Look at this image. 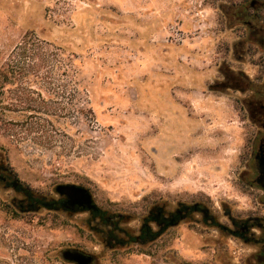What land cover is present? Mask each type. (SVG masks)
<instances>
[{"label":"rangeland","instance_id":"1","mask_svg":"<svg viewBox=\"0 0 264 264\" xmlns=\"http://www.w3.org/2000/svg\"><path fill=\"white\" fill-rule=\"evenodd\" d=\"M240 2L0 0V161L50 205L60 184L89 189L133 234L162 203H227L264 219L262 192L238 180L245 97L225 86L229 73L264 90V46ZM249 20L264 28V9ZM14 197L0 186V264H70L65 249L94 264H226L202 228L114 248L89 213H19ZM239 248L235 262L255 252Z\"/></svg>","mask_w":264,"mask_h":264},{"label":"flooded vegetation","instance_id":"2","mask_svg":"<svg viewBox=\"0 0 264 264\" xmlns=\"http://www.w3.org/2000/svg\"><path fill=\"white\" fill-rule=\"evenodd\" d=\"M238 7V17L247 26L250 40L260 41L264 46V28L249 20L258 18L260 11L264 9V0H241ZM244 52L246 54L247 51ZM225 76V86L238 90L245 97L243 108L250 126L248 136L243 138V150L247 151L249 159L238 180L251 189L262 192L264 198V173L260 169L261 162L264 161V90L252 87L254 80L247 77L244 78L247 85H241L233 82L229 73ZM0 186L14 191L12 207L19 213H38L45 208L39 205L33 209L22 206L21 202L27 196L21 193L15 172L6 168L4 160L0 161ZM49 207L52 211L87 212L93 219L101 212L98 207L95 210H83L79 206H71L65 203V197ZM183 225L190 229L202 228L214 255L224 256L226 264H264V219L256 216L241 217L227 203L215 205L179 202L174 208L166 203L154 205L144 217L138 233H124L127 239L122 238L116 226L113 227V237H110L113 244L110 246L130 247L135 243L140 247H148L165 238L173 239L175 232ZM243 245L253 246L255 252L246 259L240 257L235 262L233 257L239 255V246Z\"/></svg>","mask_w":264,"mask_h":264},{"label":"water","instance_id":"3","mask_svg":"<svg viewBox=\"0 0 264 264\" xmlns=\"http://www.w3.org/2000/svg\"><path fill=\"white\" fill-rule=\"evenodd\" d=\"M261 173H264V161L261 162ZM55 192L60 197H65V203L71 206H79L83 210L97 209L93 196L89 189L72 184H60ZM61 258L70 264H94L95 257L78 249H65L60 253Z\"/></svg>","mask_w":264,"mask_h":264},{"label":"trees","instance_id":"4","mask_svg":"<svg viewBox=\"0 0 264 264\" xmlns=\"http://www.w3.org/2000/svg\"><path fill=\"white\" fill-rule=\"evenodd\" d=\"M6 168L13 171L12 166L8 163L6 165ZM16 176V182L19 185L20 191L25 197L27 196V199L22 200L21 204L22 206H28L29 209H33L37 207L38 205L41 207H49L50 204L46 203L45 200L46 198L42 196L41 194L37 193L34 188H32L29 184L25 183L21 179L17 178V173H15ZM105 214H107L105 211L100 212L99 215H96V217L93 219V221L99 219L101 231L108 235V237H113V227H117V229L120 231L119 234L123 236L125 239H127V236H125L124 233L129 232L128 229L122 228V218L121 216H109V217H104ZM96 229V228H95ZM104 229V230H103ZM106 229V230H105ZM116 230V229H115ZM101 233V232H100ZM135 244V243H134Z\"/></svg>","mask_w":264,"mask_h":264}]
</instances>
